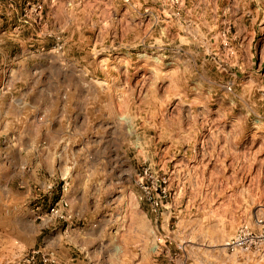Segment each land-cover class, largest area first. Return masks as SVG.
<instances>
[{
    "label": "rangeland",
    "instance_id": "374dc122",
    "mask_svg": "<svg viewBox=\"0 0 264 264\" xmlns=\"http://www.w3.org/2000/svg\"><path fill=\"white\" fill-rule=\"evenodd\" d=\"M25 128L51 199L96 205L95 264H264L227 245L264 229V0H0V264L43 246Z\"/></svg>",
    "mask_w": 264,
    "mask_h": 264
},
{
    "label": "crops",
    "instance_id": "0c3cea01",
    "mask_svg": "<svg viewBox=\"0 0 264 264\" xmlns=\"http://www.w3.org/2000/svg\"><path fill=\"white\" fill-rule=\"evenodd\" d=\"M21 134L23 135L21 144L29 147L24 154L30 159V174L29 179H25L26 189L24 191L28 192L27 196L33 202L30 211L32 216H35V214L45 213L48 203L52 200L51 193L46 189L48 179L45 178L43 173L46 171L49 173L54 166V144L56 140L54 138L55 141L51 142L52 136L49 135L47 130L37 128H25ZM39 143L41 149L37 150L35 146ZM8 165L11 167V163L8 162ZM10 174L11 172L8 171V177ZM12 176L14 177L13 174ZM71 190L67 187L63 194L66 196L69 208L73 213L72 220L67 222L54 221L50 224L41 220L38 230L34 229L32 235L35 241L39 239L40 244L56 254L60 264H95L96 257L89 249L95 241L97 232L90 229L91 223L96 221V205L89 204L92 199L86 191L72 193ZM9 196L7 195L4 198L9 200ZM78 201L81 202L83 208L77 209ZM105 217L104 215V219H106ZM109 218H113L112 215ZM79 222L83 223L84 226H79ZM31 225L33 226V223ZM46 238H50L49 243L45 242Z\"/></svg>",
    "mask_w": 264,
    "mask_h": 264
},
{
    "label": "built area",
    "instance_id": "2783aa9c",
    "mask_svg": "<svg viewBox=\"0 0 264 264\" xmlns=\"http://www.w3.org/2000/svg\"><path fill=\"white\" fill-rule=\"evenodd\" d=\"M37 8H41V4L37 5ZM60 175V174H59ZM61 188L60 195L53 201L51 200L48 203V207L45 213L36 215V218L44 220L47 224H50L54 221H63L67 222L72 220L73 213L69 208V202L64 196L63 191L68 187V180H66L67 175H60ZM52 184L47 185V189L50 192L52 190ZM264 241V229L258 234L255 235L249 230L246 225H243L238 228L234 237L230 239L227 243L232 249L235 248H244L248 249L251 246L257 245L259 242ZM24 264H60L56 254L48 249L45 246H37L29 248L22 256Z\"/></svg>",
    "mask_w": 264,
    "mask_h": 264
}]
</instances>
